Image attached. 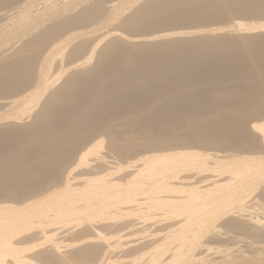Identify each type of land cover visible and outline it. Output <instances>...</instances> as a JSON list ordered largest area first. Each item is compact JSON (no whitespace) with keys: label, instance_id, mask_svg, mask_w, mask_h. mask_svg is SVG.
<instances>
[{"label":"bare ground","instance_id":"bare-ground-1","mask_svg":"<svg viewBox=\"0 0 264 264\" xmlns=\"http://www.w3.org/2000/svg\"><path fill=\"white\" fill-rule=\"evenodd\" d=\"M0 264H264V0H0Z\"/></svg>","mask_w":264,"mask_h":264},{"label":"rangeland","instance_id":"rangeland-1","mask_svg":"<svg viewBox=\"0 0 264 264\" xmlns=\"http://www.w3.org/2000/svg\"><path fill=\"white\" fill-rule=\"evenodd\" d=\"M251 19L253 20V18H251ZM255 19H256V18H255ZM255 19H254V20H255ZM249 20H250V18H249Z\"/></svg>","mask_w":264,"mask_h":264}]
</instances>
